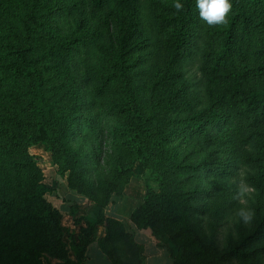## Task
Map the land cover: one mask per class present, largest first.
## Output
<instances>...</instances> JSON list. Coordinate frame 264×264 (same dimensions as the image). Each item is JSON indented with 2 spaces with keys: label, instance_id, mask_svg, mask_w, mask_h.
<instances>
[{
  "label": "trees",
  "instance_id": "1",
  "mask_svg": "<svg viewBox=\"0 0 264 264\" xmlns=\"http://www.w3.org/2000/svg\"><path fill=\"white\" fill-rule=\"evenodd\" d=\"M123 1L141 9L136 8L138 24L131 25L136 33L149 34L145 48L153 49L146 53L160 61L157 83L165 89L155 95L149 113L137 94L134 74L127 72L125 51L113 57L109 69L86 78L88 85L82 89L68 68L74 45L51 30L52 0H0V264H39V257L49 264H83L99 226L106 231L99 243L113 264H142V249L125 224L102 212L113 194H123L137 161L154 176V183L146 179L143 203L133 210L130 222L150 229L173 264H223L220 259L229 255L239 264H261L254 258L264 252V220L255 230L242 232L240 242L230 239L229 249L220 254L209 234L193 228L189 240L184 239L179 222L188 218V201L197 195L196 187L187 188L192 172L201 169L215 183L205 189L209 202L196 208L201 226L208 223L214 230L210 223L230 210L234 185L225 183L236 177L239 166L248 169L243 179L257 196H264V0H231L226 22L214 26L200 19L196 0H181L184 8L179 12L175 0ZM87 2L101 10L112 0ZM45 33L52 44L39 48ZM250 47L255 57L247 63ZM185 64L200 73L198 83L206 93L201 108L193 84L186 81ZM178 78L180 85L170 87ZM103 112L112 116L113 127L98 124ZM220 123L226 126L217 134L238 162L211 168L176 155V148L187 143L177 136L203 143L205 135L209 140L216 136L207 130ZM79 124L82 143L74 146ZM93 136L97 143L90 154L83 143ZM42 142L61 176L70 171L69 190L84 189L95 203L92 217L77 216L72 205L74 224L85 223L77 234L63 226L62 214L45 198L53 188L29 152ZM84 147L90 160L97 157L98 167L108 159L107 176L84 163ZM186 202L188 208L178 213Z\"/></svg>",
  "mask_w": 264,
  "mask_h": 264
},
{
  "label": "rangeland",
  "instance_id": "2",
  "mask_svg": "<svg viewBox=\"0 0 264 264\" xmlns=\"http://www.w3.org/2000/svg\"><path fill=\"white\" fill-rule=\"evenodd\" d=\"M51 5L55 9L54 14L51 15V30L56 36L60 35L68 38L66 39L68 43L71 42L74 45V50L68 55V68L72 77L80 80V83L83 85L82 89L88 85L85 80L86 78H94L97 72H104L109 69L113 57L119 54L120 51H125L127 55L125 54L124 56L129 57L126 61L127 72L129 75L134 74L133 78L136 79L139 89V93L137 92V94L140 95L139 98L145 103L146 110L149 113L152 110L153 98H155V95L161 96L162 90L165 88L162 84L157 83L160 61L150 58L146 53L148 52L147 50L153 49L152 47L145 48L146 44L149 42V40L146 39L149 37V34H138L135 32L134 26L131 25L132 22L138 24L136 21L137 17L135 16L136 8L141 10L138 5L134 6L130 4L129 6L125 4L123 0H112L111 3L104 5L101 10L93 9L87 0H52ZM41 19L42 18L38 15V24H40ZM139 32H141L140 29ZM40 34V28H38V38L41 37ZM43 38L44 41L42 43L38 42L40 44L39 48L43 47L44 43H48V46L52 44L50 38L46 37V33ZM253 50H255V48L253 49L250 47L247 63L252 62L255 57ZM137 57H139L138 61H136ZM184 74L185 78H187L186 81L193 84L192 86L197 96L202 98L201 101L199 98H196V101L199 102L198 108H201V106L205 104L203 94L206 93L203 91V84L201 85L198 83L200 73L197 72L194 66L185 64ZM180 82L181 80L178 78L170 87L174 88L180 85ZM89 95L92 97L90 93ZM89 95L87 94V99L90 98ZM102 108L103 107H101V109ZM102 123H104L105 127H113L115 121L109 113L103 112L98 120L99 125ZM225 126L224 123H220L219 125L209 128L207 131L214 133L216 136L209 140L207 135H205L202 140L203 143L197 142L196 139L191 137H186L185 139V137L177 136L176 139L182 140V138H184L187 143L176 148V155L180 158H184L186 163H198L202 161L205 165L211 164V168L215 166L224 167L226 164L233 165L235 162H238L237 158L232 152H229L227 145L222 144L221 135L217 134L224 129ZM80 128L81 126L79 124L77 128L79 131L78 137L73 138L74 146H80L82 143ZM83 132L85 133L84 130ZM96 143V138L93 136L87 139L83 144L87 145L89 153L91 154L92 146ZM246 147L251 149V146L248 144ZM29 152L35 156L39 166L43 169L45 182L53 188L51 193L45 195L46 200L52 205L56 203V200H64V202L69 201L71 198L68 188V176L70 171H65L63 176H61L57 165L54 164L52 156L47 149V144L44 142L30 147ZM83 154L85 158L84 163L88 165L90 162L94 168L97 167L100 176H107L109 166L107 158H104L100 167H98L97 162L99 163V160H97V157L90 160L91 156L85 151V147L83 149ZM239 167L240 168L235 169L236 177L231 178L230 181L225 183V186L234 185L231 193L232 200L229 203L230 210L218 221L210 223L215 227L214 230L208 227V223H206V225L204 224L205 226H201L203 219L202 216L196 212V208L203 209L205 204L209 202V199L205 195V189L214 188L215 183H213L212 177L202 169L198 170L196 173L192 172L194 178L191 183L188 184L187 188L191 186L194 188L196 187L197 195L195 196L196 198H192L188 201V206L191 208L188 218H186L185 221L181 220L179 222L184 239H188L187 236L189 237V235L192 234L191 231L193 228L196 231H200V234L205 237L209 234L212 237V245L216 247L217 253L220 254L229 249L228 243L230 239H233L236 243L240 242L242 232L247 234L262 224L264 220V196L258 197L257 190L243 179L244 174L245 177H248V175L246 176L248 169L242 168V166ZM183 174L190 173L183 172ZM147 178L149 179L148 182L153 185L154 182L152 179L154 176H150L148 172L143 169L142 163L137 161L134 165L130 180L124 188L123 194H113L109 205L115 204L120 196H122L120 200L127 201L128 205H132L133 203V207L137 208L140 206L144 200ZM175 185L178 190L181 189L180 183H175ZM82 190H74L76 192L75 195L79 196L84 202L90 201L93 203ZM220 190H223V188H220ZM113 198H117L118 200L114 201ZM180 202L181 200H179V203ZM80 204L82 205L79 207H84V210L80 212L77 206L78 212H76V215L83 216L81 214H87L88 217H92L96 208L92 214H89L87 213V211H89V203ZM177 205L178 204H176V206ZM181 205L183 204L179 205L178 210L180 214L182 210L187 207V202L184 204V207ZM259 206H261L260 210L256 211ZM242 211L252 214L249 221L245 222L242 219L240 215ZM84 216L87 217L86 215ZM185 229L186 231L188 230L187 234H185ZM79 230L76 231L72 229L71 232L77 234ZM176 230H179L178 227H176ZM70 255L72 256L71 252ZM254 259L264 264V252H260ZM38 260L39 264H49L43 257H39ZM220 261L223 264H239L238 259L232 255H229L226 259L222 258Z\"/></svg>",
  "mask_w": 264,
  "mask_h": 264
},
{
  "label": "crops",
  "instance_id": "3",
  "mask_svg": "<svg viewBox=\"0 0 264 264\" xmlns=\"http://www.w3.org/2000/svg\"><path fill=\"white\" fill-rule=\"evenodd\" d=\"M71 198L69 201H58L53 206L57 208L62 214V223L69 229H74L76 231L79 230L80 226H84L83 221L80 225L74 224V218L71 215V207L74 204L75 208L82 204L80 203H89V211L87 213L92 214L95 211V204L92 202H84L79 196L75 195V193L70 192ZM122 196H120L119 200ZM80 199V200H79ZM123 199V198H122ZM114 201L118 200L117 198H113ZM115 204L108 205L103 209V214L105 217H111L122 221L125 224V228L127 232L131 233L134 236L136 243L140 246L143 253L142 264H173V260L161 242L155 238L150 229H140L137 228L130 222V216L133 210L136 207L132 205H128L127 201L120 200ZM82 201V202H81ZM86 201V200H85ZM79 204V205H78ZM77 209V208H76ZM79 211L82 212L84 207H79ZM77 209V210H78ZM78 212V211H77ZM86 215L87 214H81ZM105 226H99L96 231V240L91 242L86 249V260L83 264H113L110 259L107 257L105 251L103 250L101 244L99 243V239L105 235Z\"/></svg>",
  "mask_w": 264,
  "mask_h": 264
},
{
  "label": "clouds",
  "instance_id": "4",
  "mask_svg": "<svg viewBox=\"0 0 264 264\" xmlns=\"http://www.w3.org/2000/svg\"><path fill=\"white\" fill-rule=\"evenodd\" d=\"M174 7L177 12L182 11L184 4L181 0H175ZM196 8L199 17L209 26L221 25L226 22V18L232 8L231 0H196ZM242 219L247 222L251 219L250 212H241Z\"/></svg>",
  "mask_w": 264,
  "mask_h": 264
}]
</instances>
